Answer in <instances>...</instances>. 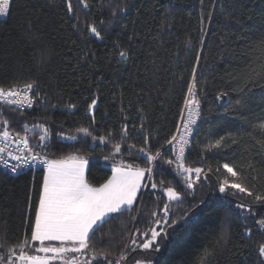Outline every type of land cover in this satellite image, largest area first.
<instances>
[{
	"label": "trees",
	"instance_id": "trees-1",
	"mask_svg": "<svg viewBox=\"0 0 264 264\" xmlns=\"http://www.w3.org/2000/svg\"><path fill=\"white\" fill-rule=\"evenodd\" d=\"M86 3L12 0L0 18V86L34 82L31 109L0 102L8 131L39 141L40 129L26 132L25 126L44 125L50 132L45 153L87 159L93 186L110 178L113 165L149 167L147 156L161 152L152 181L157 187L150 183L134 206L105 218L90 234L92 247L77 258L106 253L113 262L126 257L120 264H264V202L254 198L264 195V0ZM194 69L199 120L185 164L204 171L189 189L164 161L173 158L167 141L178 128ZM253 70L257 78L249 82ZM217 141L221 147L208 150ZM224 163L253 196L231 187L219 191L230 176ZM43 175L44 169L12 174L0 168V264L13 252V259L19 256L20 242L31 236ZM169 186L181 193L179 201L168 200ZM152 230L160 235L144 250L139 245Z\"/></svg>",
	"mask_w": 264,
	"mask_h": 264
},
{
	"label": "snow or ice",
	"instance_id": "snow-or-ice-1",
	"mask_svg": "<svg viewBox=\"0 0 264 264\" xmlns=\"http://www.w3.org/2000/svg\"><path fill=\"white\" fill-rule=\"evenodd\" d=\"M85 7H87L86 0H81ZM9 6V0H0V14H4ZM71 11V4L68 5ZM89 30L96 38H101L100 32L94 25H89ZM260 50L264 52V39L260 42ZM120 56L126 57L127 52L121 51ZM193 83L188 87V98L185 100V108L187 109V118L183 127L186 132L191 130L199 115L196 110L199 101L196 97V83H195V69L193 70ZM257 78L255 70L248 75V81H254ZM34 88L33 83H26L23 86V95L19 85H14L11 88L5 89L0 87V102L7 105H21L27 104L31 106L32 100L27 95ZM95 99L88 105L91 111L96 105ZM69 108H75L76 105L69 104ZM4 126V130L0 132V141L4 142V146L0 147V163L6 168L10 167L13 172H17L24 166L31 165L33 162L39 161L44 166V175L39 195V203L35 211V219L31 228V236H27L20 242V252L18 259L21 264H54L59 261L60 264H104V261L99 259V256H104L107 264H120V260L115 262L107 260L106 253L94 255L90 260L80 261L75 254H82L89 250L92 246L90 243L91 235L94 229L99 224L103 223L105 218L112 213H118L127 207L133 205L137 199V194L142 187V182L146 173H151V168H138L133 167L131 164L121 162L112 168V175L99 187L91 185L85 176V169L88 165V160L77 156L68 155L61 159H47L41 158L38 153H34L33 148L29 144L27 136L19 137V143L23 148L19 149L23 155L14 154L8 151V141L10 132L8 131V121L3 120L0 122ZM264 128V123L261 124ZM33 129H40L41 135L39 136L40 147H47L44 141L50 137V132L47 127L41 124H34L32 129L25 126V131ZM84 135H91L87 128H80L77 130ZM179 131V128H177ZM71 140H76V136L67 137ZM106 138L100 137L103 142ZM177 140L174 135L171 140L167 141L172 144ZM188 141L184 136L179 138L178 150L173 149L175 152L174 159L164 161L169 165H175L178 174L184 176V183L189 189L194 187L195 182L200 180L203 169L186 167L185 159V146ZM134 147V146H133ZM221 143L217 141L214 145H209V149L220 148ZM121 151L120 145H115V152ZM139 153H144L145 149L140 148ZM15 163L9 164V159L5 158L4 154ZM161 153L157 152L155 156L148 155L147 160L149 163L157 160ZM107 159V158H106ZM222 168L230 176H225L220 182L219 191L224 192L226 188H233L239 190L241 193H246L253 196L254 193L248 187L244 186L241 174L228 163H224ZM216 171H220L217 168ZM195 178L193 179V175ZM231 177V179H230ZM155 189L157 185L151 184ZM169 201H179L181 193L175 187L164 188ZM255 200L264 202V195L256 194ZM239 207L244 208V205ZM164 211L167 213L168 206L165 205ZM156 215V213H153ZM259 223L264 224V219ZM159 232L152 230L151 239L142 242L139 246L148 250L152 247L153 243L157 240ZM55 242V243H54ZM132 244H136V240H132ZM38 245V246H37ZM25 248H30L32 253L29 254L24 251ZM259 252L264 256V246L259 248ZM42 254V255H40ZM69 254H72L69 256ZM15 252L12 256H15ZM9 257L7 264H16V260ZM121 259H126L122 255ZM0 260H3L0 257ZM135 264H145L144 261L137 260Z\"/></svg>",
	"mask_w": 264,
	"mask_h": 264
},
{
	"label": "built area",
	"instance_id": "built-area-1",
	"mask_svg": "<svg viewBox=\"0 0 264 264\" xmlns=\"http://www.w3.org/2000/svg\"><path fill=\"white\" fill-rule=\"evenodd\" d=\"M11 2H12V0H9L8 9L6 10V12L4 14H0V16H7L8 15V13L10 11ZM24 85L25 84L19 85L22 95L24 94L23 93V86ZM0 87H2V86H0ZM3 88L8 89V88H11V87H3ZM27 95L32 100L31 106H28L27 104H21L19 106L14 105V106L19 108V109H24V110L25 109H31L34 106V102H35V98H34V95H33V90L31 92H28ZM196 110L199 112L198 106H197ZM186 118H187V109L184 107V111L182 113V116H181V119H180V122H179V125H178L179 131L176 130V133L174 134L177 137V140L173 141L172 144H167V146H166V148H169L171 150L172 155H173L172 159H174L175 152L173 151V149H177L178 150L179 138H180V136H184L185 139L188 141L187 145L185 146L184 163L186 161L187 151H188V149L190 147V144L192 142L194 131H195L196 127H197V122L199 120V115L195 118L196 122L193 125H191V130L187 131V132H186L185 128L183 127L184 123L186 122ZM9 132H10V137H9V141H8V151L13 152L14 154L23 155L24 153L19 151V149L23 148V145L19 143V137H23V135L15 133V132H11V131H9ZM29 144L33 148L34 153H38L41 156V158L46 157L47 159H51L50 156H48L45 153V148L38 146L39 141H37V140L36 141H32V140L29 139ZM3 146H4V142L0 141V147H3ZM4 155H5L6 159H9V164L10 165L15 163L14 161H12L10 158L7 157L6 153ZM158 158H157V160H158ZM157 160L153 161L149 167H145V168H151L152 171H151V173H146V187L144 189L143 196L145 195V192L148 189V187L150 186V183H151V181L153 179V174H154V170H155V167H156V164H157ZM185 166H186V164H185ZM0 168L3 169L6 172H9V173H12V174H17V173H20V172L25 171L27 169H44V166H43L42 163L37 161V162H33L31 165L24 166L22 169L18 170L17 172H13L10 167L6 168L2 163H0ZM142 168H144V167H142ZM142 201H143V198H142ZM119 260H121V257L119 258Z\"/></svg>",
	"mask_w": 264,
	"mask_h": 264
},
{
	"label": "rangeland",
	"instance_id": "rangeland-1",
	"mask_svg": "<svg viewBox=\"0 0 264 264\" xmlns=\"http://www.w3.org/2000/svg\"><path fill=\"white\" fill-rule=\"evenodd\" d=\"M94 108H95V106H94ZM94 108L92 109V110H94ZM115 165H113L112 166V168L114 167ZM86 173H87V167H86V169H85V176H86ZM111 177V176H110ZM146 175H145V178H144V180H143V182H142V187H141V189H140V191L138 192V194H137V199H136V201L133 203V205L132 206H134L135 204H136V202H137V200H138V198H139V196H140V194H141V192L145 189V187H146ZM152 181H153V179H152ZM152 181H151V183H152ZM94 187H99V186H94ZM132 206H130V207H132ZM130 207H127V208H130ZM113 214V213H112ZM38 246V245H37ZM25 252H27V253H29V254H36V253H32L30 250H27V251H25ZM40 255H42V254H40ZM69 256H71V254H69ZM15 260H16V264H21V262L19 261V259H18V256L16 257V258H14ZM81 261V260H80ZM57 262H59V261H57ZM54 263H56V262H54Z\"/></svg>",
	"mask_w": 264,
	"mask_h": 264
},
{
	"label": "crops",
	"instance_id": "crops-1",
	"mask_svg": "<svg viewBox=\"0 0 264 264\" xmlns=\"http://www.w3.org/2000/svg\"><path fill=\"white\" fill-rule=\"evenodd\" d=\"M87 169H88V165H87ZM113 214H114V213H113ZM110 215H112V214H109L108 216H110ZM108 216H107V217H108ZM107 217H106V218H107ZM54 243H55V242H54ZM54 264H58V263H54Z\"/></svg>",
	"mask_w": 264,
	"mask_h": 264
},
{
	"label": "bare ground",
	"instance_id": "bare-ground-1",
	"mask_svg": "<svg viewBox=\"0 0 264 264\" xmlns=\"http://www.w3.org/2000/svg\"><path fill=\"white\" fill-rule=\"evenodd\" d=\"M4 17H6V16H0V18H4Z\"/></svg>",
	"mask_w": 264,
	"mask_h": 264
}]
</instances>
